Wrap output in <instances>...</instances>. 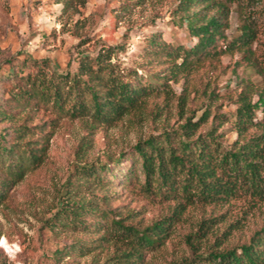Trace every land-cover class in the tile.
Here are the masks:
<instances>
[{
	"label": "rangeland",
	"instance_id": "374dc122",
	"mask_svg": "<svg viewBox=\"0 0 264 264\" xmlns=\"http://www.w3.org/2000/svg\"><path fill=\"white\" fill-rule=\"evenodd\" d=\"M177 1L0 0V136L9 142L33 138L42 146L40 160L0 203V264H214L209 251L238 250L251 236L264 237V199L213 204L148 193L140 186L138 160L132 179L124 177L128 159H136L137 140L152 136L163 142L167 133L176 141L184 116L195 119L205 108L208 117L200 128L214 113L220 144L229 146L237 92L248 88L253 100L254 91L264 87V0H224V36L171 78L174 58L165 49L190 48L196 41L173 13ZM243 19L255 28L249 48L234 41L225 46L236 39ZM114 44L115 67L135 70L153 86L118 118L58 116L42 105L22 107L11 97L13 72H32L34 63L47 73L72 72L79 57ZM102 211L104 218L97 216ZM118 217L136 228L157 218L169 223L160 243L135 254L132 235L109 223ZM202 218L208 224L197 231ZM63 246L68 252L52 258Z\"/></svg>",
	"mask_w": 264,
	"mask_h": 264
},
{
	"label": "trees",
	"instance_id": "16d2710c",
	"mask_svg": "<svg viewBox=\"0 0 264 264\" xmlns=\"http://www.w3.org/2000/svg\"><path fill=\"white\" fill-rule=\"evenodd\" d=\"M173 13L184 19L188 34L196 37L190 48L164 47L165 53L174 58L168 76L178 78V74L195 62L202 52L210 51L208 48L216 39L224 36L228 10L224 0H178ZM254 32L255 28L243 19L236 39L227 40L225 46L234 41L231 45L244 46L247 50L254 39ZM116 47V44L102 46L92 56L79 57L72 72L47 73L35 63L36 68L32 72H13L11 97L22 107L42 105L58 116L73 118L90 114L96 120H114L140 104L143 97L153 90L150 83L139 79L135 70L124 71L115 67L110 58ZM180 51L182 53L178 54ZM176 57H180L177 62ZM259 67L264 69V66ZM247 90L237 92L231 119L235 137L229 146L223 148L220 144L217 131L220 120L215 121L214 113L206 128H200L208 117L205 108L195 119L184 116L178 125L176 141L167 133L162 135L163 142L152 136L137 140L132 145L136 159L129 158L123 171L126 181L135 175L134 167L138 160L142 173L140 186L148 193L213 204L237 197L264 199V87L254 91L253 100L247 95ZM13 133L20 134L19 131ZM32 139L9 142L4 135L0 136V203L6 198L9 186L40 160L42 146L34 144ZM91 171L94 170L91 168ZM98 177L99 181L103 179L100 175ZM71 212L76 217V212ZM97 216L104 218L106 213L102 211ZM164 221V218H157L136 228L132 224H123L120 217L109 219L118 231L125 230L126 235H132V241L137 245L135 254L140 248L162 241L169 223L168 219ZM96 224L102 225V222L99 220ZM207 224L206 218H202L197 231L205 229ZM263 241L264 237L257 234L251 236L248 243L239 244L238 250L232 246L211 250L209 254L214 264H264ZM67 252V246L55 248L51 257L59 258Z\"/></svg>",
	"mask_w": 264,
	"mask_h": 264
}]
</instances>
